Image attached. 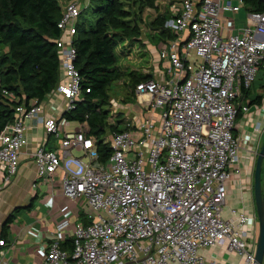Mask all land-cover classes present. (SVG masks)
<instances>
[{
	"label": "built area",
	"instance_id": "1",
	"mask_svg": "<svg viewBox=\"0 0 264 264\" xmlns=\"http://www.w3.org/2000/svg\"><path fill=\"white\" fill-rule=\"evenodd\" d=\"M82 4L66 2L57 25L62 81L56 90L66 100L64 111L81 98L72 39ZM169 9L163 28L179 37L160 44L161 78L135 85L141 117L106 134L105 161L85 124L70 129L65 117L42 115L36 101L16 106L13 121L0 130V191L18 171L24 119H34L57 146L34 151L36 183L57 181L67 199L88 209L86 224L59 215L42 264H216L200 253L216 245L245 264L254 261L249 217L235 209L225 217L223 209L226 181L239 172L234 100L264 70V12L248 11L241 31L224 35L223 14L239 9L230 0H179ZM66 238L70 251L60 246Z\"/></svg>",
	"mask_w": 264,
	"mask_h": 264
},
{
	"label": "crops",
	"instance_id": "2",
	"mask_svg": "<svg viewBox=\"0 0 264 264\" xmlns=\"http://www.w3.org/2000/svg\"><path fill=\"white\" fill-rule=\"evenodd\" d=\"M79 1L85 8L88 0ZM178 1L154 0L155 8H145L153 11L154 14L149 19V23L159 16H164L165 20L169 18L171 16L169 5ZM230 2L232 5H238L239 9L235 13L223 14L224 35L239 33L247 22L248 9L242 0H230ZM163 4L167 5L162 7ZM151 14H143L142 30L137 41L129 43L125 40L115 49L116 66L124 75L113 82L119 88L115 94L109 92L111 86L109 87L107 92L109 103H112V110L110 111L109 106L106 108L108 124L119 128L125 127L128 122L137 123L141 117L137 116L141 108H138L134 85L130 83V79L161 78L162 63L159 60L158 51L160 44L166 38L165 35L160 34L158 28L150 26V31L144 30V23ZM173 34L179 37V33L173 32ZM185 35L186 33H182L183 37ZM125 47L127 50L123 51ZM121 52H124L125 56ZM112 95L114 97H111ZM234 104L238 110L233 134L239 139L237 165L239 172L232 171L226 181V204L223 215L230 217L231 209H235L237 212L243 211L249 217L247 227H251L252 234L247 238V243L254 248L255 252L259 224L254 197V171L258 152L264 143L263 68L259 67L250 86L242 89L241 95L234 100ZM40 106L42 115L60 117L64 112L66 100L55 90L47 95ZM243 106H246L247 110H243L241 108ZM122 112L125 113V117L119 118L118 114ZM114 115L116 117L113 118ZM111 119L115 122H110ZM24 124L27 142L19 153L18 171L12 182L0 191V240H5L4 245H0L1 264H42L51 232L59 215L68 217L71 222L77 221L82 224L89 222L86 216L88 209L84 206V201L67 199L57 181L52 184L36 183V166L32 158L34 151L41 145L48 149H54L57 146L54 137L46 133L42 124L29 118L24 119ZM106 138L105 135L104 140ZM260 179L264 201V159L261 164ZM200 253L207 261H214L216 264H245L242 257L227 250L225 245L201 248ZM113 264L134 263L119 260Z\"/></svg>",
	"mask_w": 264,
	"mask_h": 264
},
{
	"label": "trees",
	"instance_id": "3",
	"mask_svg": "<svg viewBox=\"0 0 264 264\" xmlns=\"http://www.w3.org/2000/svg\"><path fill=\"white\" fill-rule=\"evenodd\" d=\"M69 1L74 0H0V130L13 121L16 106L28 108L33 101L40 104L60 83L56 40L62 32L57 25ZM242 2L248 11L264 12V0ZM145 8H155L154 0H88L77 20L72 45L81 98L62 116L85 124L86 134L96 139L102 161L110 153L106 133L125 128L107 122V91L124 75L116 66L115 49L125 40H138ZM164 21L159 16L149 25L158 28L166 40L175 38L176 34L163 28ZM146 79H130V83L135 87ZM2 89L14 97L7 98ZM71 241L66 238L61 248L70 251Z\"/></svg>",
	"mask_w": 264,
	"mask_h": 264
},
{
	"label": "water",
	"instance_id": "4",
	"mask_svg": "<svg viewBox=\"0 0 264 264\" xmlns=\"http://www.w3.org/2000/svg\"><path fill=\"white\" fill-rule=\"evenodd\" d=\"M264 159V143L258 152L255 171H254V197L256 205V213L258 217V237L252 264H261L264 256V201L261 191L260 170Z\"/></svg>",
	"mask_w": 264,
	"mask_h": 264
},
{
	"label": "rangeland",
	"instance_id": "5",
	"mask_svg": "<svg viewBox=\"0 0 264 264\" xmlns=\"http://www.w3.org/2000/svg\"><path fill=\"white\" fill-rule=\"evenodd\" d=\"M165 5H167V4H163V6H162V5H161V6H162V7H165ZM86 13H87V12H86ZM147 13H152V14H151L150 17H148V18L146 19L147 21L144 23V24H145V27H144L145 29H144V30H145L146 32L150 31L151 28H149V27H150V25H149V24H150V23H149V19H151V18L154 16L153 11H151V10H146V9H145V11L143 12V14H147ZM83 15H85V13H83ZM86 16H87V14H86ZM143 16H144V15H143ZM90 19L92 20L91 22H93V17L90 16ZM142 22H143V20H142ZM155 35H156V34H155ZM126 50H127V47L123 48V51H126ZM139 53H140V52H139ZM121 54L125 56L124 52H121ZM138 56H139V54H138ZM141 56H143V55H141ZM118 90H119V88H118V86H116V83H113V84L111 85L110 89H109V92H110L111 94H112V93L115 94V92L118 91ZM121 92H122V91H121ZM111 97H114V96L112 95ZM108 106L110 107L109 109H110V111H111V110H112V109H111L112 103H108ZM118 115H119V118H124V117H125V113H124V112H122L121 114H118ZM118 115H117V116H118ZM114 117H116V116L114 115L113 118H114ZM110 122H115V120H114V119H111ZM75 126H76V122L73 121V122L71 123V125H70L69 128H74Z\"/></svg>",
	"mask_w": 264,
	"mask_h": 264
}]
</instances>
